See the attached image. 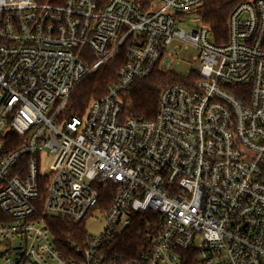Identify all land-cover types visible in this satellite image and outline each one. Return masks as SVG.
I'll list each match as a JSON object with an SVG mask.
<instances>
[{
    "label": "built area",
    "instance_id": "obj_1",
    "mask_svg": "<svg viewBox=\"0 0 264 264\" xmlns=\"http://www.w3.org/2000/svg\"><path fill=\"white\" fill-rule=\"evenodd\" d=\"M140 1L0 0V264H264V0L237 5L219 43L181 25L204 0ZM123 47L105 95L61 118ZM182 51L155 119L129 114L126 91ZM95 212L100 233L60 250L47 219ZM137 213L156 222L115 253Z\"/></svg>",
    "mask_w": 264,
    "mask_h": 264
},
{
    "label": "trees",
    "instance_id": "obj_2",
    "mask_svg": "<svg viewBox=\"0 0 264 264\" xmlns=\"http://www.w3.org/2000/svg\"><path fill=\"white\" fill-rule=\"evenodd\" d=\"M245 0H204L197 14L203 25L208 27L216 42H225L228 38V19L237 5ZM141 5L140 0H136ZM144 8V7H142ZM126 61V50L119 53L96 73L86 78L73 92L61 118H83L90 103L105 95L107 86L116 82L117 73ZM180 75L155 71L148 78L132 84L124 95V109L134 117L154 120L158 112V103L162 91L168 86L182 83ZM153 213L135 214L133 223L112 244L114 252L131 257L136 249L143 244L140 234L146 231L147 222H156ZM5 218L0 213V222ZM48 226L57 247L70 253L69 243L84 247L88 240L85 224L67 223L61 219L48 218ZM184 264H200L196 258L188 254Z\"/></svg>",
    "mask_w": 264,
    "mask_h": 264
},
{
    "label": "rangeland",
    "instance_id": "obj_3",
    "mask_svg": "<svg viewBox=\"0 0 264 264\" xmlns=\"http://www.w3.org/2000/svg\"><path fill=\"white\" fill-rule=\"evenodd\" d=\"M185 20L184 23H182V27L184 28H191V29H198L201 27V22H200V18L197 14V12H190L187 15H185ZM194 54V52L189 51H182L180 54V59L182 60V62L180 63V65H175L173 68V73H176L177 75H185V72L187 71V69L191 68V64H192V59H191V55ZM184 61V62H183ZM64 124L60 123L58 124V127L61 128L63 127ZM51 163V160L48 159V161L45 163L47 167H49ZM104 218L102 217V215L99 212H95L91 217H89L86 221H85V230L86 232L91 235V236H97L100 231L101 228L104 224Z\"/></svg>",
    "mask_w": 264,
    "mask_h": 264
}]
</instances>
